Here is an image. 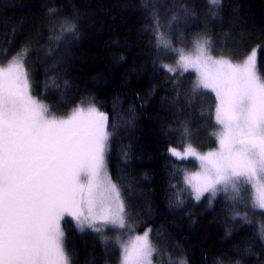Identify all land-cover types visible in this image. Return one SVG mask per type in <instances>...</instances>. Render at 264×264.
Here are the masks:
<instances>
[{"label":"trees","instance_id":"obj_1","mask_svg":"<svg viewBox=\"0 0 264 264\" xmlns=\"http://www.w3.org/2000/svg\"><path fill=\"white\" fill-rule=\"evenodd\" d=\"M204 39L235 62L258 48L264 76V0H0V65L23 51L31 94L52 111L94 104L107 114L125 216L133 231L151 227L155 259L264 264V211L224 197L196 202L184 183L195 160L168 153L216 146L215 94L194 90V72L162 67L177 58L172 49ZM70 219L72 264H119L118 243Z\"/></svg>","mask_w":264,"mask_h":264},{"label":"snow or ice","instance_id":"obj_2","mask_svg":"<svg viewBox=\"0 0 264 264\" xmlns=\"http://www.w3.org/2000/svg\"><path fill=\"white\" fill-rule=\"evenodd\" d=\"M209 44L197 40L192 52L172 49L176 66L162 67L195 71L194 90L215 94L218 147L204 154L191 144L184 152L170 151L199 161L198 172L184 175L195 200L218 191L235 199L241 186L250 185L254 207L264 210V76L257 49L233 62L213 57ZM25 54L0 65V264H71L64 249L65 217L80 231L125 227L120 189L107 172L108 117L94 104L78 105L66 117L51 114L31 94ZM150 232L119 242L121 264H153L157 249Z\"/></svg>","mask_w":264,"mask_h":264},{"label":"rangeland","instance_id":"obj_3","mask_svg":"<svg viewBox=\"0 0 264 264\" xmlns=\"http://www.w3.org/2000/svg\"><path fill=\"white\" fill-rule=\"evenodd\" d=\"M196 41H197V40H195L194 42H192V44H191L188 48L180 47L179 49H184L185 52H192L193 49H194V45H195V42H196ZM209 51L211 52V54H212L213 57H215V58H220V57L229 58V57H227V56H223V55H219V56L215 55V54L210 50V48H209ZM257 53H258V48H257ZM230 59H231V58H230ZM177 60H178V55H177V58H176L174 61H172V62L169 63V64L167 63V65H170V66H172V67H175V66H176V61H177ZM231 60H232V59H231ZM10 61H11V60H10ZM10 61H9V62H10ZM232 61H233V60H232ZM9 62H7L4 66H7V64H8ZM233 62H235V61H233ZM240 62H241V61H240ZM178 71H180V70L177 69L176 72H178ZM189 71L194 72L195 75H196L195 78H197V74H196L195 71H193V70H189ZM29 82H30V80H29ZM30 85H31V83H30ZM32 96H33V95H32ZM33 97H34V96H33ZM89 105H90V104H86V105H82V106H84V107H88ZM48 107H49V106H48ZM95 107H96V106H95ZM49 110H50V113H51V114H53V115H55V116H57V117H66V116H68V115L71 113V111H72V110H70V111L66 112L65 114L59 115V114L55 113L54 111H52V110L50 109V107H49ZM99 111H100V110H99ZM103 113H104V112H103ZM105 114H106V113H105ZM106 115H107V114H106ZM216 124H217V123H216ZM220 130H221V129H220V126L217 124V129L215 130L214 133H218ZM214 133H213V135H214ZM214 138L216 139V146H215V147H212V148H210L209 150H206V151H199L198 149L195 148V149L197 150V152H199V153H201V154H204V153H207V152H209V151H215L216 148L218 147V141H217V138H216L215 135H214ZM187 145H188V144H186V146H187ZM186 146H185V147H186ZM185 147H181V148L170 147V148L168 149V153H169L170 155H172V153H171V151H170V149H172V148H175V149H176L177 151H179V152H184ZM111 150H112V149H111V145H110V137H109V141H108V151H107V153H106L107 172H108V174L111 176L113 182L116 183L117 186H118V188L120 189L121 199L123 200V203H124L125 227H124V228H119V227H116V226H113V225H110V224H109V225L104 226V227L102 228V231H101L100 233L102 234V237H103V239H104L106 242H109V243H118V244H119V250H120V260H119V264H121L122 250H121V248H120V243H119V242H126L127 239H128L129 237H131V236H135V235H143V233H144L146 230L151 229V227H146V228H144V229L141 230V231H133V228H132L133 225H130L129 222L127 221L126 216H125V209H126L125 198H124V196L122 195V189H121V186H119L118 183L114 180V177H113L112 172H111V166H112ZM172 156L175 157V158H177V157L174 156V155H172ZM189 158L195 160V162H196V164H197V168H196V170L193 171V172H189V173L198 172V171L200 170V168H199V161L196 160L194 157H188V158H186V159H189ZM177 159H178V158H177ZM232 196H233V194H232L231 192H229V193H225V192H222V191H218L214 197L212 196L211 193H205L204 196H202L201 199H200L199 201L195 200L194 196H193V199H194L196 202H202L204 199L209 198V197H210L211 199H215V198H219V197H224V198H228V200H229V202H230V204H231L232 206H235L236 204H242L243 207L245 208V204L247 203V204H248V207H250V208L254 207L253 191H252V188H251L250 185H243V186H241V187H240V194H239V196H237L235 199H233ZM247 200H248L249 203L247 202ZM255 208H256V209H259V208H257V207H255ZM259 210H262V209H259ZM262 211H264V210H262ZM236 216L239 217L240 215H239V214H232V215H231V218H232L231 220L236 219V218H237ZM65 218H66V217H65ZM229 220H230V219H229ZM62 227H63V222H62ZM63 230H64V228H63ZM64 233H65L64 249H65V252L67 253L68 258H69V260H70V262H71V264H72V258H71L70 254H69V251L67 250V249H68V246H67V242H66V232H64ZM151 235H152V229H151V232H150V240H151V242H152ZM118 238H119V239H118ZM152 244H153V243H152ZM153 246H154V245H153ZM153 264H166V263H164V261H157V260L155 259V254H154V256H153Z\"/></svg>","mask_w":264,"mask_h":264}]
</instances>
